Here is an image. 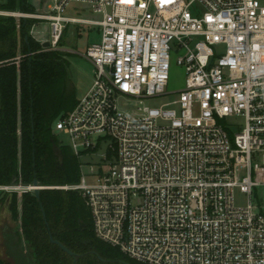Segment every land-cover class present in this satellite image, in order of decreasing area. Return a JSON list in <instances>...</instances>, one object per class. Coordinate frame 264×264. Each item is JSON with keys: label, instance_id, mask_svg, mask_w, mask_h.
<instances>
[{"label": "built area", "instance_id": "2783aa9c", "mask_svg": "<svg viewBox=\"0 0 264 264\" xmlns=\"http://www.w3.org/2000/svg\"><path fill=\"white\" fill-rule=\"evenodd\" d=\"M72 4L100 18L66 15ZM0 15L48 21V49L70 23L100 30L84 55L94 82L52 126L89 170L51 186L80 192L97 238L143 264H264V0H52ZM174 56L185 84L168 90ZM13 188L34 190L0 185Z\"/></svg>", "mask_w": 264, "mask_h": 264}, {"label": "trees", "instance_id": "16d2710c", "mask_svg": "<svg viewBox=\"0 0 264 264\" xmlns=\"http://www.w3.org/2000/svg\"><path fill=\"white\" fill-rule=\"evenodd\" d=\"M0 9L35 13L30 0H6ZM35 22L0 15V185L30 186L37 179L45 187L39 198L34 190L13 196L21 246L31 252L32 264H143L96 237L91 211L79 191L51 188L81 179V159L52 129L78 98L67 54L35 39ZM52 138L62 148L63 161L53 151ZM50 233L77 255L76 263L51 241ZM14 259L24 263L20 256ZM0 264L13 263L0 259Z\"/></svg>", "mask_w": 264, "mask_h": 264}, {"label": "rangeland", "instance_id": "374dc122", "mask_svg": "<svg viewBox=\"0 0 264 264\" xmlns=\"http://www.w3.org/2000/svg\"><path fill=\"white\" fill-rule=\"evenodd\" d=\"M6 0H0V2H5ZM30 3L36 7L34 9L38 13H47L49 7L52 5V0H30ZM0 11H10L6 9H0ZM23 13L22 11H16ZM66 15L87 18V19H98L100 16L86 4H72L68 7ZM35 24H39L36 30L37 36L50 38L51 27L50 23L46 20H40L37 18ZM100 30L96 26H91L84 23H70L67 26V30L64 33L62 45L58 46L62 49L67 55L69 61V72L73 80V83L76 87L77 98H82L90 89L94 82L95 78V66L93 63L88 60L84 55L88 45L93 42L100 40ZM176 57L174 56L172 67L170 70V80L168 84V90L180 89L185 84L186 70L184 66L177 64ZM160 101L158 100H149V105H158ZM132 104L123 103L122 106L126 109ZM134 105V103H133ZM65 112L63 111L57 118H59ZM54 135L57 140L60 141L63 145H67L69 142L68 136L63 132L54 128ZM83 161L85 163H95L98 161V156L93 157H84ZM89 164H85L82 168L84 173H88ZM21 194V189L15 190H2L0 191V259L10 261L13 264H22L16 263L17 260L14 257L18 258L20 256L24 263L32 264L31 252L28 248L25 247L19 241L17 235V222L14 219L13 212L11 210V202L14 194ZM237 203L245 204L246 196L245 194L237 191ZM14 256V257H13ZM23 263V264H24Z\"/></svg>", "mask_w": 264, "mask_h": 264}, {"label": "water", "instance_id": "95a60500", "mask_svg": "<svg viewBox=\"0 0 264 264\" xmlns=\"http://www.w3.org/2000/svg\"><path fill=\"white\" fill-rule=\"evenodd\" d=\"M49 45H50V41H48V40L45 43H43L44 47H48ZM52 143H53V151H54L55 155L58 157V159L60 161H63L64 157H63V152H62L61 146L59 145V143L54 138H52ZM33 187H34V192H35L36 196L39 198L40 197V190L43 189V187L41 185H39V182H38L37 179L34 180ZM41 208H42V211H43L44 218L46 219V213H45L44 208H43L42 205H41ZM50 239H51V241L53 243L59 245L64 251H66L68 254L73 256L74 260H75V263H76L77 255L73 251H71L61 241L55 239L51 233H50Z\"/></svg>", "mask_w": 264, "mask_h": 264}, {"label": "crops", "instance_id": "0c3cea01", "mask_svg": "<svg viewBox=\"0 0 264 264\" xmlns=\"http://www.w3.org/2000/svg\"><path fill=\"white\" fill-rule=\"evenodd\" d=\"M33 8L34 9H36V7L33 5ZM34 12L35 13H33V14H37L38 12H36L35 10H34ZM31 18H33V17H31ZM39 26V24H34L33 26H32V28H31V33H32V35L35 37V39H37L38 41H40V42H42V43H45L46 41H47V38H43V37H40V36H37V35H35L36 33V30H37V27ZM67 30V29H66ZM58 49H64V48H59L58 47Z\"/></svg>", "mask_w": 264, "mask_h": 264}]
</instances>
